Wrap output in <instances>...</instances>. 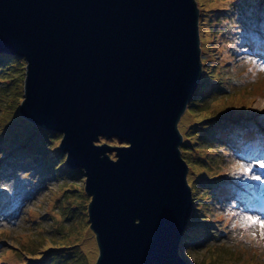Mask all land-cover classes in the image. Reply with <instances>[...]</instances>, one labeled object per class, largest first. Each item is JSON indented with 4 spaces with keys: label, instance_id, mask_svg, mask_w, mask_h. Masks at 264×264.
<instances>
[{
    "label": "water",
    "instance_id": "water-1",
    "mask_svg": "<svg viewBox=\"0 0 264 264\" xmlns=\"http://www.w3.org/2000/svg\"><path fill=\"white\" fill-rule=\"evenodd\" d=\"M199 27L198 0H0V53L26 63L18 112L82 170L94 264H195L179 250L193 201L178 122Z\"/></svg>",
    "mask_w": 264,
    "mask_h": 264
},
{
    "label": "rangeland",
    "instance_id": "rangeland-1",
    "mask_svg": "<svg viewBox=\"0 0 264 264\" xmlns=\"http://www.w3.org/2000/svg\"><path fill=\"white\" fill-rule=\"evenodd\" d=\"M198 4L204 80L195 92L202 98L189 103L192 112H184L178 122L196 199L180 240V256L195 264H264L261 230L258 225L245 227L242 219L264 218L258 194L247 204L228 202L234 185L249 182L254 188L255 180L237 175V164L251 162L262 176L259 183H264V169L255 167L264 161V153L260 151L259 159H244L215 142L236 134L264 135V71L257 70L264 59L235 41L254 29L264 33V0ZM5 59H0V264H94L97 246L87 216L90 196L84 191L83 172L66 165L58 147L60 133L19 114L26 63L16 56ZM7 205L11 208L3 210ZM86 241L92 242L88 250H96L92 263L83 246Z\"/></svg>",
    "mask_w": 264,
    "mask_h": 264
},
{
    "label": "trees",
    "instance_id": "trees-1",
    "mask_svg": "<svg viewBox=\"0 0 264 264\" xmlns=\"http://www.w3.org/2000/svg\"><path fill=\"white\" fill-rule=\"evenodd\" d=\"M241 16H246V14L241 13ZM244 20L247 23L249 22V20L246 21V17L244 18ZM256 32L257 31L254 29L252 32H250V34L240 35L239 37L235 39V41L238 43L243 42L246 46V50L253 52V54H260V56L264 59V53H263L264 33L257 34ZM255 40H257V44L255 43ZM1 54H5V53H1ZM6 55H9L10 57H6ZM11 56L13 55L5 54L3 56H0V59L6 58L5 60H8V59L13 60L14 56L13 57ZM212 75L213 74H210L209 76H212ZM200 80L203 81L204 77H202V79ZM202 87H203V83L200 85V88ZM192 97H193L192 101L189 102L191 106L194 105V102H199L200 99L202 98L201 96H198L196 92L193 94ZM191 106H189L185 112L188 111L189 113H191L192 112ZM204 140L205 139L202 138L201 142H203ZM215 142L224 148L225 147L228 148L231 153L235 152V153H240L243 155H245L246 153L247 155L251 153L253 154L255 153V151H262L264 153V135L260 134V131L254 132L252 135L246 136V137L245 136L241 137L238 134H236L235 136H227L226 139H223V138L215 139ZM186 147L187 146L185 143L182 145V147H180L181 153L187 150ZM182 156L186 160L188 168H189V161L187 160V157L183 154ZM246 184L247 183L245 182V183H240V185H236V186L234 185L233 188L231 189V192H232L230 194L231 198L230 200H228V202H230L231 204H234V202L240 201L243 197H245L246 195L245 188L248 186ZM192 198L194 199L195 197H192Z\"/></svg>",
    "mask_w": 264,
    "mask_h": 264
},
{
    "label": "snow or ice",
    "instance_id": "snow-or-ice-1",
    "mask_svg": "<svg viewBox=\"0 0 264 264\" xmlns=\"http://www.w3.org/2000/svg\"><path fill=\"white\" fill-rule=\"evenodd\" d=\"M255 63V62H254ZM257 70L264 71V63L257 64ZM237 169H239V172L237 173L238 176H245L250 177L253 180L261 181L262 176L255 172L254 167L251 162L245 161L242 163H239L235 166ZM255 167H258L260 169H264V161H261L255 165ZM244 226L245 227H253V226H259L260 228V238L264 239V218L262 217H256L253 215L244 216L243 218ZM235 226V225H234ZM252 236L255 237L256 233L253 232Z\"/></svg>",
    "mask_w": 264,
    "mask_h": 264
},
{
    "label": "bare ground",
    "instance_id": "bare-ground-1",
    "mask_svg": "<svg viewBox=\"0 0 264 264\" xmlns=\"http://www.w3.org/2000/svg\"><path fill=\"white\" fill-rule=\"evenodd\" d=\"M91 244H92L91 241H86L83 244L84 248L88 251V258H89L90 263H92L96 257V250H95L94 246H92V248L90 250H88V247Z\"/></svg>",
    "mask_w": 264,
    "mask_h": 264
}]
</instances>
